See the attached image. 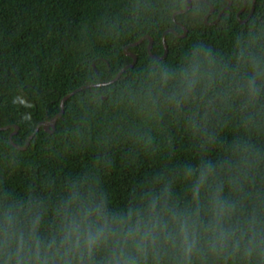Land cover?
Returning a JSON list of instances; mask_svg holds the SVG:
<instances>
[{
	"label": "clouds",
	"instance_id": "clouds-1",
	"mask_svg": "<svg viewBox=\"0 0 264 264\" xmlns=\"http://www.w3.org/2000/svg\"><path fill=\"white\" fill-rule=\"evenodd\" d=\"M182 7L132 0L128 12ZM201 16L194 4L166 59L77 98L45 147L89 164L39 193L0 180V264H264V19L209 36ZM121 32L119 18L105 25L108 39ZM117 152L149 161L119 200L105 179ZM26 155L5 139L0 176Z\"/></svg>",
	"mask_w": 264,
	"mask_h": 264
},
{
	"label": "trees",
	"instance_id": "trees-1",
	"mask_svg": "<svg viewBox=\"0 0 264 264\" xmlns=\"http://www.w3.org/2000/svg\"><path fill=\"white\" fill-rule=\"evenodd\" d=\"M165 2L148 0L149 4ZM179 2L184 8L187 0ZM243 2L231 0L216 23L206 24L204 17L209 12V3L213 12L207 20L212 21L226 5V0H193L191 7L176 14L174 19L173 12L181 8L170 12L150 8L135 20L128 12L132 0H0V127L17 125L12 141L24 145L40 121L50 120L59 112L60 99L65 94L81 85L109 81L124 65L131 63L132 58L124 53L125 46L147 35L152 38V54L160 56L164 51V31L174 28L181 34L183 29L177 23L180 22L187 32L184 36L171 32L165 34L168 51L162 59H166L176 45L189 38L194 22L188 16L194 4L202 12L199 19L201 35L211 36L218 27L233 22L243 25L258 12L264 19V0H255L251 16L240 22L249 13L252 0H246V6L237 18ZM114 18H119L122 26L121 35L116 40L104 35L105 25ZM147 45L148 39H143L128 48L136 54L137 60L113 83L84 88L66 99L63 114L54 127L48 130L40 127L25 149L19 150L9 142L12 126L0 130V145L6 139L10 148L27 154L18 171L0 176L3 186L14 188L23 195L32 185L39 193L45 177L62 180L69 172L79 171L89 164L90 154H52L55 147L46 148L45 144L61 130L62 122L78 97L91 89L103 91L109 85L129 78L146 59H154L148 54ZM148 166L149 161L145 158L126 159L122 153H116L114 166L105 179L117 200L128 193Z\"/></svg>",
	"mask_w": 264,
	"mask_h": 264
},
{
	"label": "water",
	"instance_id": "water-1",
	"mask_svg": "<svg viewBox=\"0 0 264 264\" xmlns=\"http://www.w3.org/2000/svg\"><path fill=\"white\" fill-rule=\"evenodd\" d=\"M192 1H193V0H187L186 6H185L184 8H181V9H178V10L174 11L173 14H172L173 19H174V16H175L176 14L186 12V11L191 7V2H192ZM226 1H227L226 5H225V6L219 11V13L217 14L216 18H215L214 20H212V21H208V20H207L209 14L213 12V6H212L211 3H209V6H210L209 12H208V13L205 15V17H204V22H205L206 24H214V23H216V22L220 19L222 12H223L224 10H226V9L230 6V4H231V0H226ZM254 3H255V0H252V2H251V9H250L249 13L247 14V16H246L244 19L240 20V22H245V21L251 16V14H252V12H253V10H254ZM245 6H246V0H244V2H243V7L237 12V14H236V17H237V18L239 17V13L245 8ZM177 23H178V25L181 26V28L183 29V32H182L181 34H178V32H177L174 28H170V29L164 31V33H163V35H162V39H163V49H164L162 55H160V56H156V55L152 54V52H151V48H152V38H151L150 36H147V35H144V36L141 37L138 41L133 42V43H130L129 45L125 46V47H124V53L132 58L131 63L124 65V66L118 71V73L116 74V76H115L114 78H111L109 81L106 80V81H101V82L89 83V84L81 85V86L75 88L74 90H72L71 92L65 94V95L60 99V110H59V112L56 113V114H55L50 120H47V121H40V122L36 125L34 132L28 137V139H27V141H26V143H25L24 145H16V144L12 141V136H13V134L16 133V131H17V129H18V126H17V125H5V126H1V127H0V130H6V129H8L9 127L12 126V127H13V131L9 134V137H8L9 142H10L15 148H17V149H19V150L25 149V148L28 146V144H29L31 138L33 137V135L38 131V129H39L40 127H43V128H45L46 130H48L50 127H52V128L54 127L56 120H57L59 117H61L62 114H63L64 101H65L66 99H68L70 96H72L73 94H75L76 92H78V91H80V90H82V89H84V88H89V87H92V86H103V85H106V84L113 83L114 81H116L117 78L120 77V75L123 73V71H124L125 69H127V68H129V67H132V66L135 64V62H136V60H137V57H136V54H135V53L130 52V51L128 50V48H129L130 46H134V45L139 44L143 39H148V45H147V52H148V54H149L152 58H154V59H162V58H164V57L166 56V54H167V51H168V49H167V45H166L165 40H164V36H165V34H166L167 32H171V33H174V34H176V35L184 36V35L186 34V32H187L186 27H185L182 23H180V22H177Z\"/></svg>",
	"mask_w": 264,
	"mask_h": 264
}]
</instances>
